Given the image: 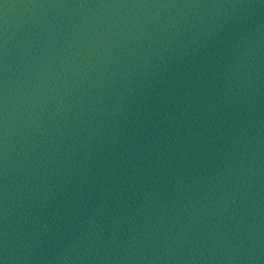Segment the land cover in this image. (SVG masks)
Instances as JSON below:
<instances>
[{
	"label": "water",
	"instance_id": "obj_1",
	"mask_svg": "<svg viewBox=\"0 0 264 264\" xmlns=\"http://www.w3.org/2000/svg\"><path fill=\"white\" fill-rule=\"evenodd\" d=\"M0 264H264V0H0Z\"/></svg>",
	"mask_w": 264,
	"mask_h": 264
}]
</instances>
